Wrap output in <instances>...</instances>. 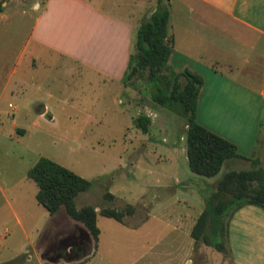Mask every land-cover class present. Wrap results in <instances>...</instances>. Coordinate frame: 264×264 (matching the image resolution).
<instances>
[{"label": "crops", "instance_id": "obj_1", "mask_svg": "<svg viewBox=\"0 0 264 264\" xmlns=\"http://www.w3.org/2000/svg\"><path fill=\"white\" fill-rule=\"evenodd\" d=\"M166 3L172 39L168 64L175 71L187 69L202 78L197 121L235 144L244 159H236L234 163L248 162L250 167L249 159L256 155L264 163V0H166ZM10 4L28 8L31 25L23 46L14 52L15 60L9 70L1 68L9 51L0 50V224L11 221L12 227L28 241L24 251L33 248L25 264H144L145 251L154 254L155 246H161L159 241L150 244L145 226L152 223L155 230L163 218L173 230L189 234L188 246L183 248L187 264L186 257L194 247L191 231L202 206L196 214H186L178 209V204L194 208L191 200L171 194L168 200H165L168 196L152 195L147 196L148 207L142 219L135 211L130 220L122 221L98 214L96 225L100 232L96 246L92 247V238L82 223L65 222L61 213L64 208L50 214L36 200L38 188L27 177V171L40 155H31V146L26 141L29 129L17 115L23 108L20 100L34 85L33 73L48 76L49 69L62 66L66 74H76L88 85L92 84V101L88 105H97L106 89L128 96L122 77L136 30L154 7L145 16L144 0H0V22L6 20ZM61 80L59 76L57 87ZM13 95L19 104H8L11 110L5 109L3 102ZM128 104L132 105V100ZM41 106L47 113L43 102L36 104L35 110ZM186 160L188 165L187 155ZM145 174L150 175L151 171L145 169ZM177 181L172 177L166 182L176 187ZM142 198L141 195V201ZM26 201L31 211L25 208ZM58 213L62 218L56 217ZM104 231L108 240L106 237L103 240ZM228 232L230 257L235 264H264L262 207L240 206L231 216ZM81 235L88 246L79 252L72 241ZM42 237L43 242L38 244ZM64 237L70 238L69 244H65ZM51 242L73 257L58 255L57 261L48 263L42 250L49 249ZM24 245L12 246L8 250L10 255L0 263H12L22 254L20 249Z\"/></svg>", "mask_w": 264, "mask_h": 264}, {"label": "rangeland", "instance_id": "obj_2", "mask_svg": "<svg viewBox=\"0 0 264 264\" xmlns=\"http://www.w3.org/2000/svg\"><path fill=\"white\" fill-rule=\"evenodd\" d=\"M144 2L146 16L155 6V0ZM9 6L11 7L5 12L6 20L0 22V50L9 51L1 66L4 70L12 67L15 60L14 52L23 46L31 25L26 10L28 8L12 7V4ZM66 73L63 66L49 69L48 76L45 73H33L34 85L27 90V97L20 100L26 111L22 108L17 115L19 119L21 117L24 119L22 123L29 129L26 141L27 145L31 146L33 157L39 155L47 157L93 181L90 189L78 194L76 205H94L97 212L103 207L121 211L125 220L132 218L129 213L132 210L139 212V219H142L145 217V207H148L147 196L160 195L162 198L168 196L165 198L168 200L171 194L170 196L194 202V208L186 207L184 203L178 204L179 210L194 215L201 206L204 207L201 193L211 192L217 181L224 179L225 170L249 167L248 162L234 163L233 160L230 161L231 164H224L213 177L207 178L192 173L186 160L185 121L166 108L152 103L148 95L141 96L138 93L140 82L125 86L128 96L124 92L114 94L113 90L106 89L97 105H88L86 103L92 101V84L88 85L81 77L77 78L76 74ZM59 76L63 80L59 82L60 87H57ZM15 95L9 96L3 102L5 109L11 110L8 104H19ZM128 100H132V105L128 104ZM39 102L47 105V113H37L38 108L36 110L35 108ZM23 112L26 113L25 116ZM139 113L147 114L151 119L147 134L132 124V118ZM143 169L151 171V174L144 176ZM172 177L178 179L176 182L178 187L166 182ZM158 184L160 186H156ZM255 188L257 189L256 183L248 186L246 195L258 194L259 190ZM106 193H111L112 197L106 198ZM239 193L241 192L235 191L224 195L220 191L219 194L221 198L226 196L230 199ZM141 195L144 197L142 201ZM25 208L29 211L32 209L28 201ZM61 213L66 219L65 222L81 224L66 211ZM61 213L56 217L62 218ZM159 221L157 222L159 227L155 230L152 223L145 226L150 244L159 241L161 246L160 248L155 246L154 254L145 251L144 264H185L183 248L188 246L189 234L186 236L183 232L173 230L165 218ZM10 222L0 224V262L10 255L12 246L18 247L23 243L25 247L20 249L22 254L12 263L0 264H25L33 248L24 251L29 246L28 241ZM105 237L108 240L106 231L103 233V240ZM69 239L67 237L63 239L66 245L69 244ZM42 242L43 237L37 241L38 244ZM48 245L49 249L42 250L44 260L49 259L48 263L50 260H56L59 253L67 259L73 257L67 254V250H57L55 242ZM186 260L187 264H235L228 254L225 255L202 242L197 244L194 242L192 254H189Z\"/></svg>", "mask_w": 264, "mask_h": 264}, {"label": "trees", "instance_id": "obj_3", "mask_svg": "<svg viewBox=\"0 0 264 264\" xmlns=\"http://www.w3.org/2000/svg\"><path fill=\"white\" fill-rule=\"evenodd\" d=\"M168 18L166 0H155L153 12L142 20L136 30L133 50L122 80L126 86L140 82L138 93L141 96L148 95L152 103L166 108L185 121L189 168L196 175L213 177L227 161L244 157L238 153L234 143L197 121V98L202 78L187 69L175 71L168 64L172 51ZM150 122V117L144 113L132 118L133 126L142 133L149 132ZM249 160V168L227 169L224 179L217 181L211 192L201 191L204 207L191 231L196 244L202 242L231 256L228 230L232 214L244 204H254L264 209V163L260 155ZM27 177L37 185L38 203L50 214L64 208L70 217L83 224L94 246L100 232L96 225L98 214L118 221L123 220L124 213L114 209L103 207L97 212L96 206L89 204L77 208L76 197L80 192L90 189L93 181L52 159L39 157L27 171ZM253 183H256L259 193L246 195L248 186ZM220 191L224 195L235 191L241 193L229 199L226 196L221 198ZM105 197L111 198L112 195L106 193Z\"/></svg>", "mask_w": 264, "mask_h": 264}, {"label": "flooded vegetation", "instance_id": "obj_4", "mask_svg": "<svg viewBox=\"0 0 264 264\" xmlns=\"http://www.w3.org/2000/svg\"><path fill=\"white\" fill-rule=\"evenodd\" d=\"M75 251L82 252L86 248V238L84 236H80L78 239L72 241ZM57 249V248H56ZM58 250V249H57ZM56 251V250H54ZM60 251V249H59ZM60 255V253H59Z\"/></svg>", "mask_w": 264, "mask_h": 264}, {"label": "water", "instance_id": "obj_5", "mask_svg": "<svg viewBox=\"0 0 264 264\" xmlns=\"http://www.w3.org/2000/svg\"><path fill=\"white\" fill-rule=\"evenodd\" d=\"M154 9L151 10L153 12ZM44 112V106H41L40 109L37 111V113H43Z\"/></svg>", "mask_w": 264, "mask_h": 264}]
</instances>
